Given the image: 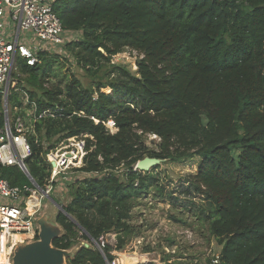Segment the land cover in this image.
Instances as JSON below:
<instances>
[{
	"label": "trees",
	"instance_id": "obj_1",
	"mask_svg": "<svg viewBox=\"0 0 264 264\" xmlns=\"http://www.w3.org/2000/svg\"><path fill=\"white\" fill-rule=\"evenodd\" d=\"M53 10L65 31L80 34L64 44V58L97 77L83 86L72 74L63 86L47 87L52 53L38 52L41 62L32 66L16 62L38 110L62 108L28 134L35 181L42 185L49 175V149L87 135L80 175L58 187L68 192L58 200L67 214L56 213L63 232L52 245L88 242L66 264H110L111 251L140 233L132 209L152 189L163 195L152 172L135 168L145 156L197 158L182 193L209 202L199 212L220 245L218 264H264V0H56ZM124 49L140 56L134 72L109 63ZM106 86L110 93L101 92ZM20 104L13 92L9 108ZM147 135L158 138L155 149L144 143ZM0 175L15 186L29 182L17 167L0 164ZM109 232L116 233L113 245L100 242Z\"/></svg>",
	"mask_w": 264,
	"mask_h": 264
},
{
	"label": "built area",
	"instance_id": "obj_2",
	"mask_svg": "<svg viewBox=\"0 0 264 264\" xmlns=\"http://www.w3.org/2000/svg\"><path fill=\"white\" fill-rule=\"evenodd\" d=\"M55 1L0 0V164L17 167L26 176L29 173L26 160L32 155L28 134L33 132L37 120L55 117L62 108L38 110L37 102L24 92L21 104L10 112L8 98L18 92L17 81L11 75L19 57L32 66L40 63L38 52L51 51L56 45L61 47L74 40L68 39L71 32L63 29L53 10ZM104 124L111 133V128L116 129L112 119ZM86 136L65 137L58 146L46 152L45 160L50 163V171L42 185L32 177L28 178L31 184L15 186L0 175V234L4 236V244L11 247V259L18 241L38 233L37 218L42 211V200H52L50 193L55 183L74 177L75 169L83 165L87 153ZM218 259L219 254L215 253L212 264H218Z\"/></svg>",
	"mask_w": 264,
	"mask_h": 264
},
{
	"label": "rangeland",
	"instance_id": "obj_3",
	"mask_svg": "<svg viewBox=\"0 0 264 264\" xmlns=\"http://www.w3.org/2000/svg\"><path fill=\"white\" fill-rule=\"evenodd\" d=\"M79 35L77 32H71L68 35V39H76ZM49 52L52 53L49 54L52 60L50 65L52 72L46 78L45 86L50 87L57 83L63 86L65 82L70 81L72 74L81 81L83 86L93 84L92 81L97 80V77H95V80L91 78L71 57H69V60L64 58L66 55L64 45L61 47L56 45ZM139 58L140 56L136 51L124 49L122 52L113 55L109 63L123 65L134 72L136 71V64ZM108 67V65L104 66L103 69ZM11 76L12 79L17 81L16 88H18V92L16 93L21 99L22 94L24 95V92H27L26 88H24V86H27L25 75L15 67ZM101 92L110 93L111 88L106 86L101 89ZM10 108L9 111L12 112ZM115 130V128H111L112 132ZM156 142H158V138L153 135H147L146 139H144V143L151 149L156 148ZM58 145L59 142L56 146ZM197 170V158L181 162L163 160L147 170L157 177L158 185L163 188V195L159 196L158 192L152 189L150 193L140 197L132 209V217L130 219V222L139 229L140 233L131 237L121 251H111L114 258L110 264H161L163 261L207 264L206 260L208 257L212 258L215 253L219 254L220 245L210 235L207 222L199 212L200 209L204 208L205 213H207L209 211V202L200 195H185L182 193V189L186 185L187 175L194 174ZM75 175H80V173L76 171L74 172ZM70 179L71 177H68V180L57 181L59 184H55V188L50 193L53 200L58 203H60L59 199H62V201L67 200L68 192L64 191L62 195V189L58 187L63 188ZM28 183L31 184L30 181ZM53 200L48 198L42 200V211L38 218L44 217L48 221L57 224L60 227L61 235L63 230L55 221L58 208ZM38 238L39 231L32 237L25 236V238L15 244L14 248L32 243ZM100 242H107L113 245L116 242V233H106L100 238ZM80 243L88 244L87 241L80 240L68 251L74 252L80 246ZM124 255L128 258L125 259Z\"/></svg>",
	"mask_w": 264,
	"mask_h": 264
},
{
	"label": "water",
	"instance_id": "obj_4",
	"mask_svg": "<svg viewBox=\"0 0 264 264\" xmlns=\"http://www.w3.org/2000/svg\"><path fill=\"white\" fill-rule=\"evenodd\" d=\"M160 161L163 160L145 156L136 162L135 168L147 171ZM27 177L32 179L30 173H27ZM53 202L57 205L59 211L67 214L60 203L55 200ZM37 222L40 228L39 238L32 243L16 247L12 255V264H65L66 258L71 257L74 252L52 245L53 238L60 235V227L44 217L38 218ZM48 223L52 227L47 226ZM95 244L100 247L97 242ZM86 245L88 246V244ZM99 249L101 250V248Z\"/></svg>",
	"mask_w": 264,
	"mask_h": 264
},
{
	"label": "bare ground",
	"instance_id": "obj_5",
	"mask_svg": "<svg viewBox=\"0 0 264 264\" xmlns=\"http://www.w3.org/2000/svg\"><path fill=\"white\" fill-rule=\"evenodd\" d=\"M47 226L52 227L50 223H48ZM18 238H20V236H17V239ZM3 239L4 236L0 234V264H12V259L10 257L11 247L5 245ZM124 258L127 259L128 257L124 255Z\"/></svg>",
	"mask_w": 264,
	"mask_h": 264
}]
</instances>
